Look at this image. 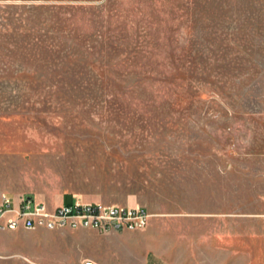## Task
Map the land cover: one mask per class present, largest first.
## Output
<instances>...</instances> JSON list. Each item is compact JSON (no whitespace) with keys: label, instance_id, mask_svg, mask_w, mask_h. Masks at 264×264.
Instances as JSON below:
<instances>
[{"label":"rangeland","instance_id":"374dc122","mask_svg":"<svg viewBox=\"0 0 264 264\" xmlns=\"http://www.w3.org/2000/svg\"><path fill=\"white\" fill-rule=\"evenodd\" d=\"M2 193L149 218L0 264H264V0H0Z\"/></svg>","mask_w":264,"mask_h":264},{"label":"built area","instance_id":"2783aa9c","mask_svg":"<svg viewBox=\"0 0 264 264\" xmlns=\"http://www.w3.org/2000/svg\"><path fill=\"white\" fill-rule=\"evenodd\" d=\"M148 212L139 206H121L83 202L49 206L28 196L0 195V230L4 229H96L101 232L142 229L148 224ZM77 264H99L85 259Z\"/></svg>","mask_w":264,"mask_h":264},{"label":"crops","instance_id":"0c3cea01","mask_svg":"<svg viewBox=\"0 0 264 264\" xmlns=\"http://www.w3.org/2000/svg\"><path fill=\"white\" fill-rule=\"evenodd\" d=\"M144 264H172L161 256H149L145 259Z\"/></svg>","mask_w":264,"mask_h":264},{"label":"trees","instance_id":"16d2710c","mask_svg":"<svg viewBox=\"0 0 264 264\" xmlns=\"http://www.w3.org/2000/svg\"><path fill=\"white\" fill-rule=\"evenodd\" d=\"M72 201V199L70 198V200L69 201H66L65 203H70Z\"/></svg>","mask_w":264,"mask_h":264}]
</instances>
